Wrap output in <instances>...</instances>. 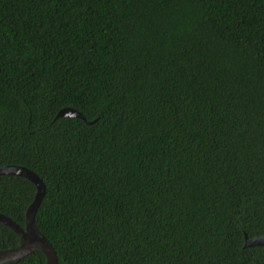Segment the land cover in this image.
<instances>
[{
  "label": "trees",
  "instance_id": "trees-1",
  "mask_svg": "<svg viewBox=\"0 0 264 264\" xmlns=\"http://www.w3.org/2000/svg\"><path fill=\"white\" fill-rule=\"evenodd\" d=\"M4 164L58 264H264V0H0Z\"/></svg>",
  "mask_w": 264,
  "mask_h": 264
},
{
  "label": "water",
  "instance_id": "water-1",
  "mask_svg": "<svg viewBox=\"0 0 264 264\" xmlns=\"http://www.w3.org/2000/svg\"><path fill=\"white\" fill-rule=\"evenodd\" d=\"M82 118L86 117L81 111L73 107H64L59 110L56 118ZM94 122V121H87ZM15 174L31 180L36 188L34 200L27 208L25 228L15 222L9 216L0 213V221L9 225L16 232L22 234V243L15 247L0 249V264L21 259L31 253L42 251L47 257V264H58V255L50 240L43 234L36 224V214L46 193V185L43 179L32 169L17 164L0 165V175ZM264 245V235L248 237L246 236L245 246Z\"/></svg>",
  "mask_w": 264,
  "mask_h": 264
}]
</instances>
